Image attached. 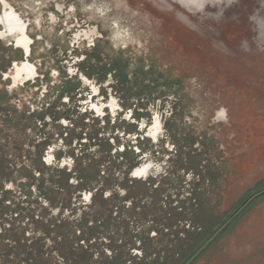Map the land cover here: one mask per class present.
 <instances>
[{
	"label": "water",
	"instance_id": "95a60500",
	"mask_svg": "<svg viewBox=\"0 0 264 264\" xmlns=\"http://www.w3.org/2000/svg\"><path fill=\"white\" fill-rule=\"evenodd\" d=\"M0 1V22L11 32L0 26V57L11 62L0 75V90L8 91L9 105L19 112L38 111L47 121L26 132L38 142L47 140L48 166L70 170L72 152L99 157L109 151L106 141L114 150L135 145V130L149 139L141 145L140 166L154 176L167 170L169 177L157 185L168 187L174 206H183L197 188L198 165L219 181L198 187L216 190L209 194L207 220L215 216L218 222L247 191L258 190L249 207L220 223L216 238L188 264H264V0ZM15 41L28 53L24 62ZM116 67L128 82L113 79ZM68 80L79 83L66 88ZM6 105L0 104V157L17 161L15 129L3 122ZM76 110L87 112V119ZM173 113L172 126H163ZM136 120V129L128 127ZM72 126L75 133L65 140ZM26 132L21 142L32 148ZM24 175L16 170L3 187L5 216L18 217L21 225L28 209L42 211ZM129 187L119 189L126 193ZM82 199L89 202L88 194ZM80 200L74 194L72 206ZM70 213L53 211L65 218Z\"/></svg>",
	"mask_w": 264,
	"mask_h": 264
},
{
	"label": "trees",
	"instance_id": "16d2710c",
	"mask_svg": "<svg viewBox=\"0 0 264 264\" xmlns=\"http://www.w3.org/2000/svg\"><path fill=\"white\" fill-rule=\"evenodd\" d=\"M8 63L0 57V73L7 69ZM120 82L128 81L123 78ZM9 100L5 90H0V104L7 102L3 122L15 129L13 144L19 152L17 161L6 155L0 157V264H188L216 238L218 225L231 221L248 208L254 192L258 191H247L216 222L215 216L206 218L212 211L209 194H216V190L202 191L198 187L207 183L217 185L218 176L205 172L206 167L201 165L194 173L197 188L181 202L183 206L172 205L168 187L154 188L152 183L128 180V172L136 165L133 152L119 154L115 159L109 154L103 159L92 155L84 165L83 158L77 159L72 173L47 168L41 161L42 143L36 144L37 150L33 152L21 142V135H25L27 129L37 128L35 115L19 112L9 105ZM0 109L3 108L0 106ZM176 115L172 114L165 127L172 126ZM26 141L33 145L36 140L26 132ZM121 155L123 161L116 162ZM18 162H21L20 167L16 166ZM192 162L194 160H188L189 164ZM124 165L127 166L125 171ZM16 170L25 173L23 178L29 194L34 188L38 192L36 202L39 198L42 200L39 205L42 211L37 214L36 209H28L23 225L16 224L18 217L5 216L7 191L3 187L4 183L11 182ZM116 172L123 174L125 181H120ZM71 178L76 184L70 182ZM125 185H129L130 190L124 197L113 192L110 198H104V191ZM95 189L90 206L72 207V196L78 190ZM126 201L131 203L129 207L125 206ZM60 207L71 211L69 218L53 214ZM181 227L187 235L185 238L180 235ZM134 250L140 251L141 256L133 255Z\"/></svg>",
	"mask_w": 264,
	"mask_h": 264
},
{
	"label": "flooded vegetation",
	"instance_id": "af4514ba",
	"mask_svg": "<svg viewBox=\"0 0 264 264\" xmlns=\"http://www.w3.org/2000/svg\"><path fill=\"white\" fill-rule=\"evenodd\" d=\"M0 4H1V11H0V14H1V12H2V3H1V1H0ZM0 26L3 28V30H4V33H11V32H9L7 29H5L4 28V26H3V24L0 22ZM12 32H17L19 35H20V33L18 32V31H15V30H13ZM18 39V38H17ZM16 39V40H17ZM15 47H17V48H19V49H21L22 51H23V58H21L20 59V61H26V57H27V54L28 53H26L25 52V50L22 48V47H19V46H17V44H16V41H15ZM94 57V56H93ZM24 59V60H23ZM95 59H97L98 60V58L97 57H95ZM99 61V60H98ZM23 62H21V64L23 63ZM9 64V66L7 67V69L4 71V72H1L0 73V75L2 76L4 73H6V71L8 70V68L11 66L10 64H11V62H9L8 63ZM92 68V67H91ZM102 68L103 69H105V64H104V66H102ZM117 68V67H116ZM89 69H90V67H89ZM107 69V68H106ZM106 69H105V72H104V75H106ZM113 70V69H112ZM112 70H108V71H112ZM91 71H93L92 69L90 70V73H92ZM116 71L118 72V73H116ZM116 71H114L113 70V73H110V75L112 74V76H113V79L117 82L118 80H119V83L121 84V80H123V78H124V76H123V72H124V70H122V71H120L119 70V68H117V70ZM29 79H30V77L28 76V78H27V80H26V82L27 81H29ZM79 83V81H77V83L75 82V85L77 86V84ZM72 85H74L70 80H68V81H65V83H64V87H66V88H68L69 86H72ZM74 85V86H75ZM64 89L63 91L64 92H66L67 93V95L66 96H68L69 94H70V90H68V89ZM76 89V87L75 88H72L71 89V91H74ZM5 92L8 94V91H6L5 90ZM131 92V91H130ZM137 94H134L133 96H136ZM130 96H132V95H130ZM139 99V98H138ZM123 105H125L124 103H123ZM136 111V110H135ZM28 113L27 114H34L35 115V121H36V127H38L37 126V123L38 122H44V124H46L45 122H47V121H44V118H42V116H41V113H39L38 111H32V112H29V111H27ZM137 112V111H136ZM75 113H77L78 114V116L82 119V121H84L85 119H87V117H85L86 116V114H88L87 112H84V113H80L79 111H75ZM172 116L171 115H169V117L164 121V123H163V126H166V122H167V120L168 119H170ZM57 117L55 116V117H53V119H56ZM98 118V117H97ZM97 118H90L92 121H97L96 119ZM58 120L60 119V117L59 118H57ZM139 119V118H138ZM57 121V120H56ZM74 121H76L77 123H78V120H74ZM136 123H130V124H128V127H130V128H132V129H136L137 127H136V125H138L139 126V122L137 123V120L135 121ZM77 123H75L74 124V127H77ZM84 123V122H83ZM138 129H140V127L138 128ZM164 129V128H163ZM66 130H68L69 131V135H67L66 136V138H64L65 140L66 139H68L67 137L68 136H70L71 138H72V135L75 133V128H73V126H72V129H70V128H68V127H66ZM165 130V129H164ZM132 133H134L137 137H136V139H135V142H136V144L135 145H128V146H126V148H123L122 150H120L119 149V146H118V149H113L111 146H110V143H108L107 141L105 142V145L107 146V147H109V151H107V153H106V151H105V153L102 155H100L99 157H95L96 159H98V158H101V159H103V158H105L108 154L109 155H111L114 159L117 157V155H119V154H126L127 152H133V156H134V160H135V163H136V165L132 168V169H130V171L128 172V176H127V178H128V180H130L131 182H134V181H136V182H142V183H152L153 184V186H154V188H156V187H158V185H157V183H159L160 181H163V180H165L166 178H168L169 176H168V174L166 173V171H163V174L161 173V174H158V175H156V176H154V175H152L151 173L149 174V170H148V167H146V166H144V165H142V166H140V157L142 156V154L144 153L143 152V149H142V147H141V145L144 143V142H147L149 139L148 138H146V137H143V135L142 134H140L139 132H137V131H135L134 130V132H132ZM165 134H166V136L167 137H169V136H171L172 137V133H168V130H165V132H164ZM170 134V135H169ZM78 136L79 135H77V138H78ZM80 137V136H79ZM71 138H69V139H71ZM92 136H90V139L92 140ZM68 139V140H69ZM78 139H81V138H78ZM35 144H31V146H32V148H29V147H27V148H29V149H31L33 152H35L37 149H36V144H38V143H42V146L40 147V149H41V161H42V163H43V165L45 166V167H47V168H51V169H58V170H64L65 172H67V173H72L73 171H74V169H75V166H76V160L77 159H80V158H83V160L84 161H82V163H83V165L87 162V161H89V153H85L84 152V154L83 155H81L79 158L77 157V156H75L74 155V153L72 152V156L75 158V159H73V165L71 166V169L70 170H68V169H66V168H53V166L52 165H47L46 163H45V160H44V153H45V151H46V147L48 146V142H47V140L46 139H44V140H42V141H37V139L35 138ZM71 143H72V141H70ZM29 144V143H28ZM101 145H102V143H100ZM134 148H136L137 150H139L138 152H136V150L134 149ZM151 148H152V150H151V152H150V154L154 157L155 156V154L157 153V151L156 150H153V146L151 145ZM113 150H114V152H113ZM81 151H83V150H81ZM104 152V151H103ZM102 152V153H103ZM120 156V155H119ZM123 158L124 157H122V155H121V157H119V158H117V161L116 162H121V161H123ZM138 159H140V160H138ZM26 161H27V156H26ZM125 161V160H124ZM107 166V165H106ZM102 168H104L103 166H102ZM122 169H123V171H125V170H127V166L126 165H124V166H122ZM104 170V169H103ZM138 170H140V172H137L136 173V171H138ZM117 176H119V179H120V181L122 180V181H125L124 180V176H123V174H120L119 175V172H116V177ZM162 178H164V179H162ZM159 179V180H158ZM74 178H71L70 179V182L71 183H73V184H76V182L74 183ZM161 183V182H160ZM156 185V186H155ZM97 188H100L99 187V185H98V187ZM97 191V189H95V190H93V191H89V190H82V191H77L75 194H76V197L79 199H81L80 200V203H78V205H76L75 203H74V206H72V207H76V208H78V209H81L82 207H84V206H90L91 205V203H92V197H93V195L95 194V192ZM113 192H116V193H118L119 194V196H121V197H124L125 195H126V193H125V191H123V190H120L119 189V187L118 186H114L113 187V190L111 189V190H107V191H104V198H110V196L113 194ZM108 193V194H107ZM125 193V194H124ZM83 194H88V196H89V202H85L84 201V199H82V196H83ZM75 202V201H74ZM124 204H125V206L127 207H129L130 205H131V203L129 202H124ZM56 210V209H55Z\"/></svg>",
	"mask_w": 264,
	"mask_h": 264
}]
</instances>
